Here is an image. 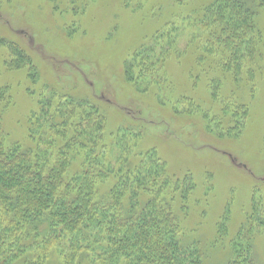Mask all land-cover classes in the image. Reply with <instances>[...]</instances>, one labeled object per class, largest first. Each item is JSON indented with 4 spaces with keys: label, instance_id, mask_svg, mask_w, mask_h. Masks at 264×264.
I'll return each mask as SVG.
<instances>
[{
    "label": "rangeland",
    "instance_id": "obj_1",
    "mask_svg": "<svg viewBox=\"0 0 264 264\" xmlns=\"http://www.w3.org/2000/svg\"><path fill=\"white\" fill-rule=\"evenodd\" d=\"M206 3L191 0L184 10L176 0H0L2 129L9 148L46 161L59 159V145L68 149L77 133L84 149H61L64 177L81 174L87 156L86 167L98 160L95 201L104 208L113 178L124 191L128 172L132 208H143L129 170L155 159L171 184H184L183 200L167 201L183 258L264 264V58L236 81L199 71L202 33L189 15ZM256 26L264 38V12ZM80 103L98 114L102 139L83 122ZM54 126L64 128L61 144ZM35 258L64 264L55 253Z\"/></svg>",
    "mask_w": 264,
    "mask_h": 264
},
{
    "label": "trees",
    "instance_id": "obj_2",
    "mask_svg": "<svg viewBox=\"0 0 264 264\" xmlns=\"http://www.w3.org/2000/svg\"><path fill=\"white\" fill-rule=\"evenodd\" d=\"M190 1L176 0L184 10ZM260 12L264 0H207L194 9L189 16L195 17L194 25L202 33L197 41L203 54V59H196L198 70L207 68L236 81L244 67L257 58L262 61L264 38L256 26ZM10 53L16 66L21 53L17 49ZM125 76L130 79L128 69ZM80 105L86 113L83 122H89L96 138L102 139L98 114L90 105ZM55 126L51 131L61 144L65 131ZM74 136L75 146L59 145V159L46 161L49 158L32 150L9 148L0 118V264H34L35 254L46 258L53 253L64 264H81L83 259L89 264H201L193 256L183 258L175 208L167 202L183 200L184 184H171L166 170L150 157L129 170L143 189L139 195L146 203L143 208H132L136 196L129 172L124 191L121 181L113 178L116 184L108 194L111 207L97 205V186L103 180L98 160L86 167L87 156L81 174L70 180L64 177L61 149H84L77 133Z\"/></svg>",
    "mask_w": 264,
    "mask_h": 264
}]
</instances>
